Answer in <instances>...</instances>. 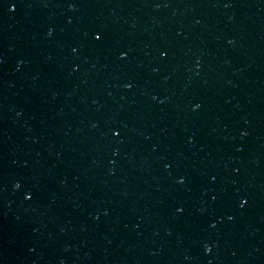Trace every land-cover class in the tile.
<instances>
[{
    "label": "water",
    "instance_id": "water-1",
    "mask_svg": "<svg viewBox=\"0 0 264 264\" xmlns=\"http://www.w3.org/2000/svg\"><path fill=\"white\" fill-rule=\"evenodd\" d=\"M0 264H264V0H0Z\"/></svg>",
    "mask_w": 264,
    "mask_h": 264
}]
</instances>
